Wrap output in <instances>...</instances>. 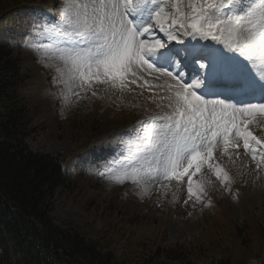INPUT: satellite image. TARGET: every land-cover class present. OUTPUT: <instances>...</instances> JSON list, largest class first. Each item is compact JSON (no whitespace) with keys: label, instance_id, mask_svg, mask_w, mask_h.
<instances>
[{"label":"rangeland","instance_id":"obj_1","mask_svg":"<svg viewBox=\"0 0 264 264\" xmlns=\"http://www.w3.org/2000/svg\"><path fill=\"white\" fill-rule=\"evenodd\" d=\"M189 2L182 0L186 12ZM17 5L33 11L19 48L27 77L20 90L36 129L27 143L36 152L68 150V160L80 166V174L70 169L72 185L56 189L52 216L73 222L88 237L107 245L117 258L143 245H149L146 249L180 245L194 264H210L223 257L232 264L258 263L264 256V164L257 167L243 146H229L224 152L218 144L211 163L223 169L221 175L227 173L228 190L213 170L202 165L193 176L199 202L195 195L189 198L186 177L181 181L152 179L145 185L135 183L128 174L123 182H116L113 177L123 173L117 167L130 170L150 158L155 140L146 131L161 122H141L170 111L167 78L157 80L156 74L141 73L137 84L124 91L95 82L82 89L79 80L73 83L57 53V48H69L57 42L64 38L44 39L39 46L33 42L36 32H45L48 21L60 19L63 0H0V23L10 7ZM155 29L159 28L153 29L154 39L167 46V36ZM263 122L261 117L249 125L260 139H264ZM260 151L257 148V159ZM198 183L206 195L198 192Z\"/></svg>","mask_w":264,"mask_h":264},{"label":"snow or ice","instance_id":"obj_2","mask_svg":"<svg viewBox=\"0 0 264 264\" xmlns=\"http://www.w3.org/2000/svg\"><path fill=\"white\" fill-rule=\"evenodd\" d=\"M187 8L190 11L184 10L182 0H63L60 19L48 21L45 32H36L33 42L39 46L44 39L62 37L58 43H71L69 48H57V53L73 83L79 80L82 89L95 82L124 91L137 84L141 73L167 78L170 111L141 122H161L146 131L155 140L150 158L113 179L123 182L129 171L135 183L145 185L152 179L186 177L189 198L195 195L199 202L193 176L202 165L213 170L228 190L227 173L221 175L223 169L211 163L218 144L227 152L229 146L238 149L242 141L257 167L264 164V139L249 130L256 114L264 116V103L251 102L264 99V0H191ZM154 28L177 43L183 44L179 37L187 35L223 43L237 55H225L211 44L166 47L152 38ZM169 67L188 69L191 83L183 81L184 71L174 74ZM196 189L206 195L202 183Z\"/></svg>","mask_w":264,"mask_h":264},{"label":"trees","instance_id":"obj_3","mask_svg":"<svg viewBox=\"0 0 264 264\" xmlns=\"http://www.w3.org/2000/svg\"><path fill=\"white\" fill-rule=\"evenodd\" d=\"M10 8L0 23V264H194L180 245H143L117 258L73 222L52 216L56 189L72 185L70 169L80 174V166L68 160V150L36 152L27 143L36 129L20 90L27 77L17 50L33 11Z\"/></svg>","mask_w":264,"mask_h":264},{"label":"bare ground","instance_id":"obj_4","mask_svg":"<svg viewBox=\"0 0 264 264\" xmlns=\"http://www.w3.org/2000/svg\"><path fill=\"white\" fill-rule=\"evenodd\" d=\"M262 123V122H261ZM264 123V122H263Z\"/></svg>","mask_w":264,"mask_h":264}]
</instances>
